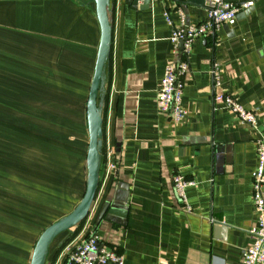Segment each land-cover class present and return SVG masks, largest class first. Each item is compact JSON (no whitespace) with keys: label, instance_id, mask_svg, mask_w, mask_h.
Listing matches in <instances>:
<instances>
[{"label":"crops","instance_id":"1","mask_svg":"<svg viewBox=\"0 0 264 264\" xmlns=\"http://www.w3.org/2000/svg\"><path fill=\"white\" fill-rule=\"evenodd\" d=\"M251 1L193 40L182 77L186 116L173 122L155 105L174 58L169 36L173 26L204 20L206 8L109 0L99 181L79 231L94 230L122 264L243 263L257 219V134L213 94L253 108L264 135V0ZM99 35L93 0H0V264H29L39 233L83 193L85 104ZM174 173L193 180L184 189L190 213L172 190ZM71 232L54 238L44 264H64Z\"/></svg>","mask_w":264,"mask_h":264},{"label":"built area","instance_id":"2","mask_svg":"<svg viewBox=\"0 0 264 264\" xmlns=\"http://www.w3.org/2000/svg\"><path fill=\"white\" fill-rule=\"evenodd\" d=\"M207 16L204 20L193 24L173 26L169 41L172 44L174 58L164 66L162 76L155 92V105L159 113L167 116L173 122L185 118L186 110L181 106L182 77L188 71V56L193 40L201 35L217 30L223 23L233 20L241 10L249 8L253 2L245 1L236 4L226 0H203ZM180 18L182 13L178 12ZM166 22H170L167 12L163 13ZM213 64L212 76L215 83H219V70ZM214 102L228 109L241 124L249 125L257 134L255 139L256 167L252 180V198L257 213L256 226L252 230V241L241 250L242 264H264V135L258 132V115L253 108H246L231 94L217 91L213 94ZM106 158L110 151L106 149ZM112 167L107 163L105 174ZM193 185V180L174 173L171 176V186L180 202L182 210L191 212L187 203L184 189ZM88 217L86 216L84 220ZM86 225V224H84ZM84 226L61 247V256L64 264H122V255L106 246L98 234ZM81 235V236H80ZM80 236V237H79Z\"/></svg>","mask_w":264,"mask_h":264},{"label":"water","instance_id":"3","mask_svg":"<svg viewBox=\"0 0 264 264\" xmlns=\"http://www.w3.org/2000/svg\"><path fill=\"white\" fill-rule=\"evenodd\" d=\"M203 3V0H191ZM100 35L95 55L93 73L88 88L85 117L87 149L85 156L86 177L83 193L66 214L48 224L36 238L29 264H44L50 243L63 231H70L87 216L99 181L100 151L102 145L101 111L104 97L105 64L111 43V26L108 19L109 0H93ZM136 0H132L134 4ZM145 2V0H143Z\"/></svg>","mask_w":264,"mask_h":264},{"label":"trees","instance_id":"4","mask_svg":"<svg viewBox=\"0 0 264 264\" xmlns=\"http://www.w3.org/2000/svg\"><path fill=\"white\" fill-rule=\"evenodd\" d=\"M82 222H83V220L81 222H79V224L76 225V227H74L72 229L71 235L62 243V245H64L69 239H71L79 231V228H80ZM65 232H67V231H65Z\"/></svg>","mask_w":264,"mask_h":264},{"label":"rangeland","instance_id":"5","mask_svg":"<svg viewBox=\"0 0 264 264\" xmlns=\"http://www.w3.org/2000/svg\"><path fill=\"white\" fill-rule=\"evenodd\" d=\"M66 234H67V232H65V231L61 232V233L58 234L57 238H63V236L66 235Z\"/></svg>","mask_w":264,"mask_h":264}]
</instances>
